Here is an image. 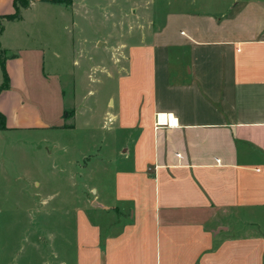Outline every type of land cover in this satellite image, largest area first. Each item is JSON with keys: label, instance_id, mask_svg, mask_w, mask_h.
Listing matches in <instances>:
<instances>
[{"label": "crops", "instance_id": "1", "mask_svg": "<svg viewBox=\"0 0 264 264\" xmlns=\"http://www.w3.org/2000/svg\"><path fill=\"white\" fill-rule=\"evenodd\" d=\"M225 2L215 12L171 15L125 55L135 75L111 114L124 135L111 186L84 190L77 215L75 171L67 192L58 173L44 174L51 189L37 182L41 209H71L81 235L60 232L51 213L35 224L20 220L34 233L14 237L20 245L6 254L0 249V264H264V0ZM75 6L31 0L19 19L2 20L0 32L8 74L5 82L0 63V131L41 133L38 159L51 168L61 158L56 135L76 129L77 110L54 105L51 92L65 90L47 84L45 69L36 80L46 89L32 101L21 24L31 19L52 34ZM15 11V0H0V17ZM158 112L179 125L157 129ZM83 158L67 162L91 172V158Z\"/></svg>", "mask_w": 264, "mask_h": 264}, {"label": "rangeland", "instance_id": "2", "mask_svg": "<svg viewBox=\"0 0 264 264\" xmlns=\"http://www.w3.org/2000/svg\"><path fill=\"white\" fill-rule=\"evenodd\" d=\"M76 2L77 6L74 10L69 9L66 18H59L57 23L54 21V26L57 27L55 33L46 34L41 30V24L32 22L31 19L21 24L24 34L22 42L25 45L22 53L32 101H37L46 89L44 84L43 87L36 80V76L45 69V74L50 79L47 84L53 87L60 84L65 90V94L60 96L51 92L54 105L76 109L77 127L68 133H57L61 158L58 167L54 168H51L50 163L43 165L38 159L39 149L44 147L39 144L41 133L0 131V249L5 254L10 248L20 245V242L14 241V237L20 238L26 234V230L34 233L32 230L35 227L24 226L27 222L34 223L40 217H51L46 216L51 211L41 209L40 197L35 193L39 181L42 185H48L49 189L52 187L50 183L45 184L44 174L58 173L57 185H60L61 192H67V173L75 171L77 215L78 208H84L82 197L90 192V185L99 191L102 187L111 186V160L118 146L117 140H122L124 136L112 125L111 114L118 108L124 81L129 74L132 77L135 75L132 64L125 60V55L130 56L133 44L151 36L153 31L162 27L165 20L171 15L176 17L182 10L215 12L218 7L227 4L225 0ZM65 26L68 27L67 30L64 29ZM7 39L11 42L12 33ZM41 43L47 45L42 50L39 49ZM55 53H59V57ZM47 89L50 90L48 86ZM68 140L74 141V145H68ZM64 143L66 147L63 146ZM84 154L92 160L91 172L81 170L80 166L85 161ZM67 159H76L82 165H72V161L69 163ZM55 184L54 182V187ZM90 195L95 196L92 191ZM61 196L62 194L54 197L50 203L55 204ZM51 214L60 220V232L70 237H74L76 233L81 235L82 225L74 223L71 209L68 211L61 207L59 211L54 210ZM97 218L100 219L99 215ZM20 220L25 224H18ZM24 248L29 249L27 244Z\"/></svg>", "mask_w": 264, "mask_h": 264}, {"label": "trees", "instance_id": "3", "mask_svg": "<svg viewBox=\"0 0 264 264\" xmlns=\"http://www.w3.org/2000/svg\"><path fill=\"white\" fill-rule=\"evenodd\" d=\"M45 1H49L52 3H65L67 5H71L73 3V0H45ZM30 4H31V0H15V9H16L15 13L0 17V32L3 30L2 20L19 19L21 17V9L28 7ZM6 58H7L6 51L2 49L0 43V63L4 72L5 82H8V74L5 67ZM2 127H4V118L2 117V115H0V128Z\"/></svg>", "mask_w": 264, "mask_h": 264}, {"label": "built area", "instance_id": "4", "mask_svg": "<svg viewBox=\"0 0 264 264\" xmlns=\"http://www.w3.org/2000/svg\"><path fill=\"white\" fill-rule=\"evenodd\" d=\"M179 125L178 118L172 113L158 112L155 117V127H177Z\"/></svg>", "mask_w": 264, "mask_h": 264}]
</instances>
